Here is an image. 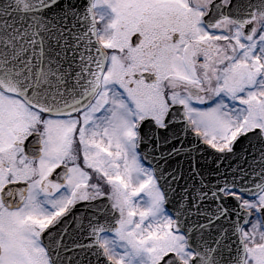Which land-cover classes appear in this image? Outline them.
<instances>
[{"label": "snow or ice", "instance_id": "1", "mask_svg": "<svg viewBox=\"0 0 264 264\" xmlns=\"http://www.w3.org/2000/svg\"><path fill=\"white\" fill-rule=\"evenodd\" d=\"M0 264H264V0H0Z\"/></svg>", "mask_w": 264, "mask_h": 264}]
</instances>
